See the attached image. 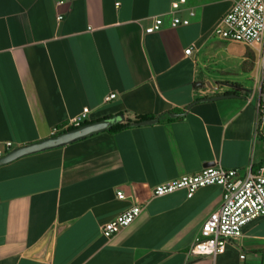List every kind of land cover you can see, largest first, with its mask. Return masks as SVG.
Wrapping results in <instances>:
<instances>
[{"label":"crops","instance_id":"1","mask_svg":"<svg viewBox=\"0 0 264 264\" xmlns=\"http://www.w3.org/2000/svg\"><path fill=\"white\" fill-rule=\"evenodd\" d=\"M172 1L0 0V147L60 133L85 106L86 122L157 119L0 165V264H264V215L223 253H190L220 185L153 195L215 161L241 173L264 165L259 53L213 32L232 1L188 0L189 25L167 16L146 32ZM135 203L138 218L105 237L102 225Z\"/></svg>","mask_w":264,"mask_h":264},{"label":"built area","instance_id":"2","mask_svg":"<svg viewBox=\"0 0 264 264\" xmlns=\"http://www.w3.org/2000/svg\"><path fill=\"white\" fill-rule=\"evenodd\" d=\"M230 9L220 18L213 32L214 35L233 42L252 46L258 51V91L256 130L264 123V0H231ZM62 1H60L61 3ZM188 0H173L171 8L153 17L145 31L152 33L161 30L169 16L170 25L177 27L189 25L196 14L193 7L187 6ZM63 15H58L61 19ZM193 45L185 49L191 53ZM112 92L106 100L116 97ZM90 108L85 106L82 111L69 119L67 127H77L87 121ZM62 129L55 127L52 134ZM4 148L0 147V156L13 146L12 141H6ZM220 185L223 189L221 205L212 211L202 224L199 234L190 247L194 256H216L226 250L227 244L243 234V227L254 218L264 215V165L257 169L249 168L241 173L239 168L226 167L220 161L205 166L200 171L183 174L175 179L158 183L153 187L154 196H163L179 189H184L188 197L194 195L197 189L207 185ZM123 190L117 191L118 198H126ZM142 212V206L133 204L114 218L102 225V233L111 238L114 234L133 223ZM264 256V252H263ZM240 257H246L241 253Z\"/></svg>","mask_w":264,"mask_h":264},{"label":"water","instance_id":"3","mask_svg":"<svg viewBox=\"0 0 264 264\" xmlns=\"http://www.w3.org/2000/svg\"><path fill=\"white\" fill-rule=\"evenodd\" d=\"M236 95H237L236 93L218 94V95L209 97L207 99H218V98L230 97V96H236ZM156 121L157 119H144V120L136 122V124H139V125L150 124ZM114 123L115 121L112 118H104V119H100L96 121H91V122L83 123L82 125L74 127L72 129H68L60 133H57L55 135L46 137L44 139H41V140H38L32 143H28L20 147H16L8 151L4 155L0 156V165L7 163L25 154L34 153V152L42 151L45 149L62 146V145L74 142L75 140L90 136L92 134H95V133H98L104 130H108L111 128V126Z\"/></svg>","mask_w":264,"mask_h":264},{"label":"trees","instance_id":"4","mask_svg":"<svg viewBox=\"0 0 264 264\" xmlns=\"http://www.w3.org/2000/svg\"><path fill=\"white\" fill-rule=\"evenodd\" d=\"M238 86V85H237ZM143 119H145L144 117H138V118H136L135 120H126L124 123H121V122H116V123H114L112 126H111V128L109 129L110 131H118V130H120V129H122V128H124V127H127V126H130V125H132V124H136V122L137 121H139V120H143ZM85 123H87V122H85ZM72 128H74L73 126H70V127H67L66 128V130H68V129H72ZM61 131H65V129L64 130H61ZM60 132V131H59Z\"/></svg>","mask_w":264,"mask_h":264},{"label":"rangeland","instance_id":"5","mask_svg":"<svg viewBox=\"0 0 264 264\" xmlns=\"http://www.w3.org/2000/svg\"><path fill=\"white\" fill-rule=\"evenodd\" d=\"M233 42V41H232ZM235 43H240V42H235ZM219 85L221 84L222 86H223V83H221L220 81H219V83H218ZM258 86V79L257 80H255V86ZM237 87V86H236Z\"/></svg>","mask_w":264,"mask_h":264}]
</instances>
